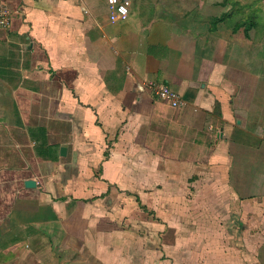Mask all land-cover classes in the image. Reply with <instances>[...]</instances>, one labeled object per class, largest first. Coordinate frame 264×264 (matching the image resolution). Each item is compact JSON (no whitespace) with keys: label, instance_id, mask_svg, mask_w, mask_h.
I'll return each instance as SVG.
<instances>
[{"label":"crops","instance_id":"0c3cea01","mask_svg":"<svg viewBox=\"0 0 264 264\" xmlns=\"http://www.w3.org/2000/svg\"><path fill=\"white\" fill-rule=\"evenodd\" d=\"M121 1L0 0V264H264V11Z\"/></svg>","mask_w":264,"mask_h":264},{"label":"rangeland","instance_id":"374dc122","mask_svg":"<svg viewBox=\"0 0 264 264\" xmlns=\"http://www.w3.org/2000/svg\"><path fill=\"white\" fill-rule=\"evenodd\" d=\"M224 1L226 3H230L232 5V11H233L232 18H235V13L236 14L239 13V9L238 8H239V6H242V5H248L247 6L248 7V9H247L248 10V18L252 17L250 15L254 13V10H255V8H257V6H258V8H261L264 11V0H224ZM258 13H259V11H258ZM193 216H194V218H191V217L188 218V216H186L187 218L185 217L184 220H183L184 226L185 227H189L188 228V235L185 234V235L182 236L183 240H185V241L187 240L186 243H189V241L195 240V214ZM119 237L121 238L122 236H119ZM159 237H160V241H157V245L158 244H161V245L160 246H151V248L154 249L153 255L156 256L157 258L160 256L158 259H161V258L168 259L167 255H166V253H165V251L163 249V247H164L163 244H175L177 242L175 229L172 228V227H167L166 226V227H164L162 232L161 231L159 232ZM106 239H108V237L107 238L104 237V240H106ZM180 239L181 238L179 237V240ZM134 243H135L136 247H138V244H141L138 239L136 241H134ZM183 253H186V254L192 255V256L195 255L193 252L187 251V250H184ZM114 254L117 255L115 252H114ZM118 254L123 255V252L119 251ZM144 254L147 255V252H142L141 253V255H144ZM139 255H140V253H139ZM153 255H151V256H153ZM138 257H140V256L136 255L135 259L138 258ZM184 258H187V257L184 256ZM173 260L179 262L180 264H192V262H193V260H191V259H190V263H186L185 259L177 260L176 258H173ZM130 261H131V263H133L132 258H131ZM123 263H125V262L124 261H120V264H123ZM168 264H172V263L170 262Z\"/></svg>","mask_w":264,"mask_h":264},{"label":"built area","instance_id":"2783aa9c","mask_svg":"<svg viewBox=\"0 0 264 264\" xmlns=\"http://www.w3.org/2000/svg\"><path fill=\"white\" fill-rule=\"evenodd\" d=\"M109 8V19L117 20L127 17L128 8L126 4L121 0H106ZM10 21V10L0 5V26H6ZM147 85L151 87L153 94L159 98L167 100L171 105L177 106L181 104V99L178 94L173 91L169 86L165 84H156L154 82L147 81Z\"/></svg>","mask_w":264,"mask_h":264},{"label":"water","instance_id":"95a60500","mask_svg":"<svg viewBox=\"0 0 264 264\" xmlns=\"http://www.w3.org/2000/svg\"><path fill=\"white\" fill-rule=\"evenodd\" d=\"M63 150H64V148H61V151H63ZM25 184L27 186H33V185H35V181L33 179H26Z\"/></svg>","mask_w":264,"mask_h":264},{"label":"trees","instance_id":"16d2710c","mask_svg":"<svg viewBox=\"0 0 264 264\" xmlns=\"http://www.w3.org/2000/svg\"><path fill=\"white\" fill-rule=\"evenodd\" d=\"M253 15H254V13H253V14H251L250 16L254 17ZM252 17H249L248 19H251Z\"/></svg>","mask_w":264,"mask_h":264}]
</instances>
